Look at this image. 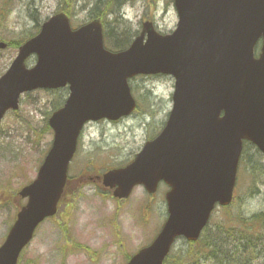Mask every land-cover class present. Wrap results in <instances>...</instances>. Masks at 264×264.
<instances>
[{"label":"water","instance_id":"1","mask_svg":"<svg viewBox=\"0 0 264 264\" xmlns=\"http://www.w3.org/2000/svg\"><path fill=\"white\" fill-rule=\"evenodd\" d=\"M173 4L172 32L144 22L118 52L104 47L98 19L72 29L64 13L45 20L18 48L0 76V121L18 108L21 93L67 86L69 94L48 119L53 141L36 178L19 192L27 202L0 246V264H15L36 226L56 212L83 125L115 121L135 109L128 80L136 75H171V110L160 133L129 164L101 179L117 199L129 197L136 185L154 193L164 182L168 216L126 264H162L176 237L197 240L216 203L226 206L232 199L243 140L264 153V0Z\"/></svg>","mask_w":264,"mask_h":264},{"label":"rangeland","instance_id":"2","mask_svg":"<svg viewBox=\"0 0 264 264\" xmlns=\"http://www.w3.org/2000/svg\"><path fill=\"white\" fill-rule=\"evenodd\" d=\"M93 2H75L68 16L73 27L91 20ZM63 7L60 0H0V42L6 44L0 49V76L17 55V48L8 44L37 33L41 24ZM116 12V21L102 25L108 49L105 35L112 32L109 37L115 39V29L136 36L146 20L162 33L172 31L177 23L173 0H123ZM33 61L32 57L28 65ZM129 85L137 102L135 110L117 121L102 119L85 125L69 164V189L64 201L56 215L37 227L17 264H125L158 232L167 216V186L160 184L153 194L136 187L120 202L101 190L96 174H90L132 160L167 119L174 88L171 76L137 75ZM66 96L65 88L25 93L19 108L7 111L1 120L0 243L23 202L14 199L15 192L35 177L50 147V111ZM232 199L228 207L214 210L197 242L177 239L166 264H218L225 251L243 248L248 251L237 257L236 264H264V225L256 229L241 222L264 211V155L251 144L242 149Z\"/></svg>","mask_w":264,"mask_h":264},{"label":"trees","instance_id":"3","mask_svg":"<svg viewBox=\"0 0 264 264\" xmlns=\"http://www.w3.org/2000/svg\"><path fill=\"white\" fill-rule=\"evenodd\" d=\"M60 1L64 4V7L62 8L61 11H58V12H63L67 16H69L77 0H60ZM122 2L123 0H94L93 5H92L93 8L90 11L91 20L99 19L102 25H108V23L113 20L116 21L115 19H117L118 17L116 10L120 8ZM110 15H113L112 19H107L109 18ZM115 30L118 31V34L116 35V38L113 40L109 37V34H111L112 32H109L105 35V42H107L110 45L109 46L111 48L110 50L120 51V50L127 48L129 44L131 43L132 39L135 37V35L127 32V30L125 29L123 30L115 29ZM32 35L33 34L29 36L27 35L25 37H21L19 38L20 40L12 42L11 44H8V45H10V47H13V48H18V46L26 38ZM241 222L245 225V227L248 226L250 228L258 229L261 225H264V211L259 212L257 215L253 216L251 219L242 218ZM242 247H246V246H242ZM243 251L246 252L248 251V249H244V248L242 250H230L229 249L225 251L223 253V257L218 258L220 260L218 261V264H236L235 260L237 259V257H239V255H241ZM225 253H228V254L225 256Z\"/></svg>","mask_w":264,"mask_h":264}]
</instances>
